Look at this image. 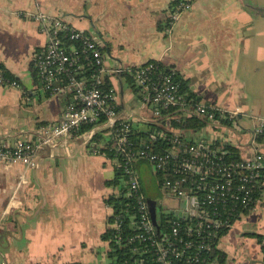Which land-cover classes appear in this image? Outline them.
Masks as SVG:
<instances>
[{"label":"crops","instance_id":"0c3cea01","mask_svg":"<svg viewBox=\"0 0 264 264\" xmlns=\"http://www.w3.org/2000/svg\"><path fill=\"white\" fill-rule=\"evenodd\" d=\"M177 2L0 0V69L19 83L0 85V141L38 139L42 128L63 120L74 101L67 90L50 96L35 68L48 38L34 15L45 13L94 39L108 71L124 70L104 80L117 92L119 116L138 132L148 134L155 124L134 73L155 61L181 75L184 94L238 112L229 129L214 126L224 133L221 142L209 139L205 127L188 129L191 137L203 135L223 150L231 145L243 160L264 154V136L257 133L264 120V0H195L168 32ZM110 144L101 122L44 146L36 167L0 164V264H110V245L102 239L114 213L107 200L121 192L112 184L119 164L104 154ZM142 163L158 179L149 161ZM261 189L220 239V264H264L255 237L264 239V176Z\"/></svg>","mask_w":264,"mask_h":264},{"label":"built area","instance_id":"2783aa9c","mask_svg":"<svg viewBox=\"0 0 264 264\" xmlns=\"http://www.w3.org/2000/svg\"><path fill=\"white\" fill-rule=\"evenodd\" d=\"M194 1L178 0L169 18L168 32ZM34 18L48 38L35 59L43 89L50 96L67 90L74 101L67 106L63 120L42 128L38 139H20L13 145L0 141V164L36 167L44 146L62 136H78L84 126L102 122L111 141L110 151L122 161L128 195L137 206L140 234L135 238L148 241L154 264H212L210 256L216 241L252 207L254 194L262 188L264 154L259 152L251 160L227 159V151L215 147L213 141L203 135L191 137L188 129H176L171 122L197 116L213 127L225 125L229 129L236 124L238 112L210 107L184 94L174 70L167 72L150 62L135 71V81L148 94L154 123H164L172 133L154 128L148 140H166L170 147L157 152L146 140L137 148L131 138L133 124L119 116L117 92L104 80L105 75H121L124 70L108 71L97 42L62 19L45 13ZM58 82L64 86H58ZM0 85L18 87L19 83L6 79L0 69ZM257 133L264 136V120ZM140 159L149 161L162 180L164 197L156 200L158 227L153 223L135 167ZM162 218H166V227Z\"/></svg>","mask_w":264,"mask_h":264},{"label":"trees","instance_id":"16d2710c","mask_svg":"<svg viewBox=\"0 0 264 264\" xmlns=\"http://www.w3.org/2000/svg\"><path fill=\"white\" fill-rule=\"evenodd\" d=\"M153 62L159 64L162 68L167 70V72L168 71L171 72L173 70V69L166 68L159 62H155V61ZM1 67L2 66H0V68ZM4 76L8 80L13 79L12 76L9 75L8 72L4 73ZM175 78H176V81L180 83V86L183 91V88L185 87V81L182 79L181 75L176 71H175ZM171 123H172V126L176 129H191L197 132L206 126L207 121L204 118L193 116L190 118L183 117L180 123H175V124L174 122H171ZM154 124H155V127L153 126V128L166 130L167 132L172 133V131H170L169 128L167 129V126L164 123L161 124L160 121H156ZM92 126L93 125L84 126L81 129V131H83L84 128L89 129ZM131 138L135 142L136 147L138 148L141 146V144L144 141L148 140V134L138 132L137 130L133 128ZM148 141H149V144L155 147V150L157 152H162L170 147L169 143L166 140H162L159 138L156 140L150 139ZM226 151L228 153L227 159H232V158L239 159L240 158L238 150L235 147L231 145H227ZM104 154L108 155V157H110L111 159H114V160L118 159L119 165L116 170L117 174L112 184H114V186L116 187L118 186L121 187L120 195L110 197L107 200L108 205L111 206L114 211L113 215L109 217L108 219V229L102 237V239L104 241L109 242V245H110L109 251L107 252L108 260L110 264H149V263L154 264L153 254L151 252V248L149 246L148 241L135 238L137 237L138 234H140V231L137 229L139 216L137 215V206L135 203V199L128 195L127 186L125 184V179H124V171L121 165L122 161L117 156H115V153H113L110 150L104 151ZM141 160H146V159L138 160L135 163L136 169H138L139 167L138 163ZM159 176H158L159 187H161L162 180ZM139 177L142 183L144 193L147 199L149 200V196L146 192L143 179L141 175H139ZM261 191L262 189L260 188L254 194V202L252 206L260 198ZM162 220L164 224L163 227L164 226L166 227L167 226V223L165 222L166 218H162ZM118 225H119V228H117ZM255 237L257 238L259 244L262 245V251L264 253L263 237L259 235H256ZM219 241L218 242L216 241L217 244L214 247V251L212 255L210 256V259H215L217 257L216 259H217L218 264L225 262L222 253L217 250Z\"/></svg>","mask_w":264,"mask_h":264},{"label":"rangeland","instance_id":"374dc122","mask_svg":"<svg viewBox=\"0 0 264 264\" xmlns=\"http://www.w3.org/2000/svg\"><path fill=\"white\" fill-rule=\"evenodd\" d=\"M208 125V124H207ZM207 137L215 138L220 141L224 140V133L222 130H218L211 125L205 126ZM139 175H141L146 192L151 200H160V198L164 197L163 191L159 187V181L156 177L151 173V168L147 163H142L140 167L137 169ZM120 195V194H119Z\"/></svg>","mask_w":264,"mask_h":264},{"label":"water","instance_id":"95a60500","mask_svg":"<svg viewBox=\"0 0 264 264\" xmlns=\"http://www.w3.org/2000/svg\"><path fill=\"white\" fill-rule=\"evenodd\" d=\"M202 132H204V129L201 130ZM149 206H150V212L152 215V220L155 226L158 227V222H157V206H156V201L155 200H148Z\"/></svg>","mask_w":264,"mask_h":264}]
</instances>
